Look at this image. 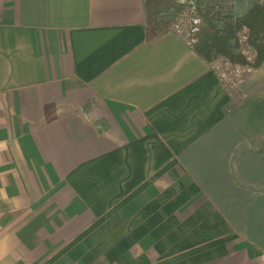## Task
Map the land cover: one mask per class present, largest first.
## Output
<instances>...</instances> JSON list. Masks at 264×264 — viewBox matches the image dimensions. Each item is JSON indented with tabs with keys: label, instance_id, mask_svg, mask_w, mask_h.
<instances>
[{
	"label": "crops",
	"instance_id": "crops-1",
	"mask_svg": "<svg viewBox=\"0 0 264 264\" xmlns=\"http://www.w3.org/2000/svg\"><path fill=\"white\" fill-rule=\"evenodd\" d=\"M242 88L141 0H0V264H264V60Z\"/></svg>",
	"mask_w": 264,
	"mask_h": 264
},
{
	"label": "trees",
	"instance_id": "trees-1",
	"mask_svg": "<svg viewBox=\"0 0 264 264\" xmlns=\"http://www.w3.org/2000/svg\"><path fill=\"white\" fill-rule=\"evenodd\" d=\"M145 41L169 31L180 11L174 0H141ZM201 18L199 31L190 44L193 53L207 65L220 57L244 63L237 42L242 27L248 30V43L256 53V69L264 60V4L260 0H196Z\"/></svg>",
	"mask_w": 264,
	"mask_h": 264
},
{
	"label": "built area",
	"instance_id": "built-area-1",
	"mask_svg": "<svg viewBox=\"0 0 264 264\" xmlns=\"http://www.w3.org/2000/svg\"><path fill=\"white\" fill-rule=\"evenodd\" d=\"M180 7V11L170 24L169 32L179 37L185 44L194 42V35L199 31L201 18L196 5V0H174ZM264 4V0H260ZM237 42L244 63L232 62L225 57L217 58L208 64L215 73L221 88L231 100L242 101L246 94L243 91V83L255 70L253 64L256 53L248 43V30L242 27L237 33Z\"/></svg>",
	"mask_w": 264,
	"mask_h": 264
}]
</instances>
